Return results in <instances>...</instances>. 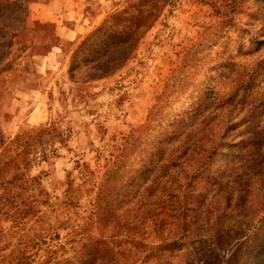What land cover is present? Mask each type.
Masks as SVG:
<instances>
[{"label":"rangeland","instance_id":"1","mask_svg":"<svg viewBox=\"0 0 264 264\" xmlns=\"http://www.w3.org/2000/svg\"><path fill=\"white\" fill-rule=\"evenodd\" d=\"M27 2L0 0V264H264V0H86L60 41Z\"/></svg>","mask_w":264,"mask_h":264},{"label":"crops","instance_id":"2","mask_svg":"<svg viewBox=\"0 0 264 264\" xmlns=\"http://www.w3.org/2000/svg\"><path fill=\"white\" fill-rule=\"evenodd\" d=\"M27 3L29 15L39 21H49L54 26L53 34L59 41L62 40L61 31L67 23L77 27L84 25L87 20L84 12L88 4L86 0H28ZM78 15L83 17L81 24L75 22Z\"/></svg>","mask_w":264,"mask_h":264}]
</instances>
